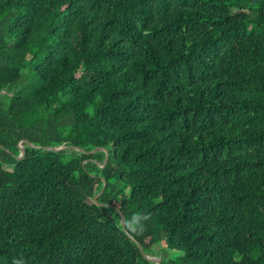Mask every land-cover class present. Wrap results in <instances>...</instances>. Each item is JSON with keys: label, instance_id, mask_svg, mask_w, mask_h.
<instances>
[{"label": "trees", "instance_id": "16d2710c", "mask_svg": "<svg viewBox=\"0 0 264 264\" xmlns=\"http://www.w3.org/2000/svg\"><path fill=\"white\" fill-rule=\"evenodd\" d=\"M130 235L264 264V0H0V264H154Z\"/></svg>", "mask_w": 264, "mask_h": 264}, {"label": "water", "instance_id": "95a60500", "mask_svg": "<svg viewBox=\"0 0 264 264\" xmlns=\"http://www.w3.org/2000/svg\"><path fill=\"white\" fill-rule=\"evenodd\" d=\"M26 145L31 147V148H34V149H44V150H47V151H62V150H66V149H70V148H73L72 146H61V147H52V146H37V145H34L30 142H28L27 140H23L20 144H19V147L21 149V154L17 157L18 159H22L24 156H25V148H26ZM77 151H80V152H83V153H86V154H94V153H98L100 151H104L106 153V158H105V161H104V165H106V163L108 162L109 160V152L106 148H96L95 150L91 151V152H86L84 151L82 148H76ZM103 181H104V186L101 190V192L95 196L94 200L96 202V204L98 206H101V207H106L107 205L106 204H103V203H99L98 202V199L99 197L105 192V189H106V181L105 179L103 178ZM121 215V219H122V226H123V229L125 232H127V228H126V221H125V218L123 216V214L118 211ZM130 238L131 240L139 247L142 255L147 258L149 261L153 262L154 264H161V261H162V258L161 257H151V256H148L145 252H144V249L141 245L140 242H138L134 237H132L130 235Z\"/></svg>", "mask_w": 264, "mask_h": 264}, {"label": "rangeland", "instance_id": "374dc122", "mask_svg": "<svg viewBox=\"0 0 264 264\" xmlns=\"http://www.w3.org/2000/svg\"><path fill=\"white\" fill-rule=\"evenodd\" d=\"M4 93H6V91H4V92H2L1 94H4ZM160 249H163L162 250V252L163 253H166V252H169L166 248H165V245H163V244H160ZM171 252H169V254H170ZM172 254V253H171Z\"/></svg>", "mask_w": 264, "mask_h": 264}, {"label": "clouds", "instance_id": "9594fccd", "mask_svg": "<svg viewBox=\"0 0 264 264\" xmlns=\"http://www.w3.org/2000/svg\"><path fill=\"white\" fill-rule=\"evenodd\" d=\"M147 218V217H146Z\"/></svg>", "mask_w": 264, "mask_h": 264}]
</instances>
